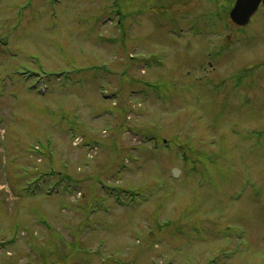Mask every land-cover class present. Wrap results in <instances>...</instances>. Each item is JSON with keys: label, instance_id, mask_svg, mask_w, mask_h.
Wrapping results in <instances>:
<instances>
[{"label": "rangeland", "instance_id": "374dc122", "mask_svg": "<svg viewBox=\"0 0 264 264\" xmlns=\"http://www.w3.org/2000/svg\"><path fill=\"white\" fill-rule=\"evenodd\" d=\"M234 1L0 0V264H264V9Z\"/></svg>", "mask_w": 264, "mask_h": 264}, {"label": "water", "instance_id": "95a60500", "mask_svg": "<svg viewBox=\"0 0 264 264\" xmlns=\"http://www.w3.org/2000/svg\"><path fill=\"white\" fill-rule=\"evenodd\" d=\"M260 2L261 0H237L230 13L232 20L239 25H247Z\"/></svg>", "mask_w": 264, "mask_h": 264}]
</instances>
